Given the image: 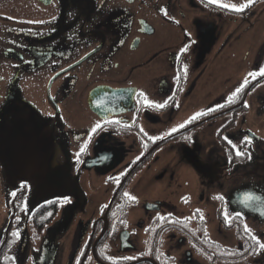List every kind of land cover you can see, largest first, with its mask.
I'll list each match as a JSON object with an SVG mask.
<instances>
[{
    "label": "flooded vegetation",
    "instance_id": "flooded-vegetation-1",
    "mask_svg": "<svg viewBox=\"0 0 264 264\" xmlns=\"http://www.w3.org/2000/svg\"><path fill=\"white\" fill-rule=\"evenodd\" d=\"M246 2L0 0V264H264Z\"/></svg>",
    "mask_w": 264,
    "mask_h": 264
},
{
    "label": "snow or ice",
    "instance_id": "snow-or-ice-1",
    "mask_svg": "<svg viewBox=\"0 0 264 264\" xmlns=\"http://www.w3.org/2000/svg\"><path fill=\"white\" fill-rule=\"evenodd\" d=\"M210 3H217L218 0H209ZM253 3V0H247L246 3L244 4H240V5H237V4H221L220 6L221 7H224V8H229L233 11H236V12H242L245 8L249 7L251 4ZM183 51H187V47H185V49H183ZM250 75L255 78V76L257 75V73H250ZM259 75L261 76H264V68H261L260 69V72H259ZM247 83L248 81L245 80L244 84L241 85L240 88H237L236 90V93H234L233 95H236L238 93H240L244 87L247 86ZM156 107H164L163 104H160V105H156ZM200 115H203V113H197L195 116L192 117V119H196L197 117H199ZM184 125H180V127H183ZM101 125L100 124H96V126L92 129L93 132L96 131V129L100 128ZM172 131H176V129H173ZM154 139V138H153ZM84 151V148H81V152ZM243 153H240V152H237V155H242ZM77 156L79 157V153H77ZM27 184H23L22 187H26ZM125 196H129L128 193H125ZM130 199H135V197H131L129 196ZM257 199L256 197H254L253 195H251L250 193L249 194H246L245 196V203H250L251 201ZM70 199L68 197H65L64 200H63V203H70ZM227 219V217H226ZM245 231H251L250 229L247 228V226H245ZM14 236H19V233L18 232H15L13 233ZM252 239L253 241H255L256 245L258 246V250H264V242H261L259 240V238H257L256 236H252ZM256 251V250H254Z\"/></svg>",
    "mask_w": 264,
    "mask_h": 264
}]
</instances>
